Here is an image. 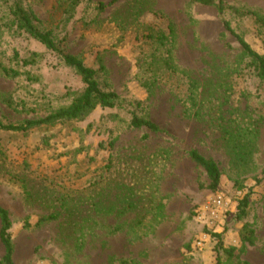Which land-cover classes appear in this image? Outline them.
<instances>
[{
	"label": "rangeland",
	"instance_id": "obj_1",
	"mask_svg": "<svg viewBox=\"0 0 264 264\" xmlns=\"http://www.w3.org/2000/svg\"><path fill=\"white\" fill-rule=\"evenodd\" d=\"M13 1L0 0V62L21 75L0 70V119L21 125L69 106L85 85L18 29ZM19 1L121 102L0 130L14 263L264 264V82L223 25L264 56V26L248 15L264 19V0H224L223 15L220 0H81L70 13L72 0ZM135 115L159 131L132 127ZM191 151L218 165L216 191ZM4 254L0 240V264Z\"/></svg>",
	"mask_w": 264,
	"mask_h": 264
},
{
	"label": "trees",
	"instance_id": "obj_2",
	"mask_svg": "<svg viewBox=\"0 0 264 264\" xmlns=\"http://www.w3.org/2000/svg\"><path fill=\"white\" fill-rule=\"evenodd\" d=\"M81 0H72L67 9V13L74 10L76 6L79 5ZM196 3L212 6L214 5L213 0H193ZM224 0H220L218 4V12L220 15L224 14ZM107 8V5L101 3L99 5V10L103 11ZM10 14L13 17L18 29L26 35L30 36L43 46H45L49 51L56 53L61 60L64 62L65 66L74 70L78 76L81 77L83 85H85L84 90L73 99L71 104L67 107L61 108L45 118L38 120H29L21 125L5 124L0 119V130L8 132H28L31 129L42 127V126H54L58 123H65L70 121H80L87 118L92 112L97 108L101 109H113L116 108L121 100L118 94L114 91H105L100 87V83L97 78V71L88 67L82 59L77 56L71 55L66 52L65 49L61 48L53 39L51 32L42 31L39 27V21L36 15L29 9H27L23 3L19 0L13 1L10 6ZM248 15L254 16L257 22L264 26V19L257 16L254 13ZM223 25L227 32L232 34L238 44L240 45L244 55L249 58L250 65L254 69L256 76L264 82V56L258 54L254 51L251 46L239 35L233 32L230 24L227 21H223ZM35 61L25 60L24 66L32 65ZM0 70L8 78H17L21 75L20 72L13 69H8L0 62ZM131 126L136 129H149L150 131H159L158 126L149 119L134 116L131 122ZM191 159L199 165L207 174L209 180V189L216 191L218 189L221 179V172L218 165L212 160H208L201 156L196 151L190 152ZM248 206V198H245L239 205V213L244 216L245 210ZM53 220V217L41 219L40 224L46 223ZM0 240L4 246L5 254L1 261V264H15L14 263V253L15 246L11 239V229L12 221L9 212L0 206ZM246 242L252 244L251 239H246ZM121 264H135L133 261L124 260ZM220 264V260L217 261Z\"/></svg>",
	"mask_w": 264,
	"mask_h": 264
},
{
	"label": "built area",
	"instance_id": "obj_3",
	"mask_svg": "<svg viewBox=\"0 0 264 264\" xmlns=\"http://www.w3.org/2000/svg\"><path fill=\"white\" fill-rule=\"evenodd\" d=\"M222 204H223L222 198L221 197H216V199L214 200V206L221 207Z\"/></svg>",
	"mask_w": 264,
	"mask_h": 264
}]
</instances>
